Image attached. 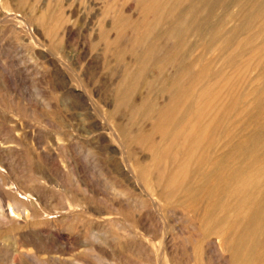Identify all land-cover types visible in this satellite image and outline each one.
<instances>
[{"label": "rangeland", "instance_id": "374dc122", "mask_svg": "<svg viewBox=\"0 0 264 264\" xmlns=\"http://www.w3.org/2000/svg\"><path fill=\"white\" fill-rule=\"evenodd\" d=\"M160 1L0 0V264H198L194 233L205 223L198 219L194 230L196 218L183 202L199 181L192 169L201 152L228 154L254 129L243 114L252 108L253 87L264 93V9L219 50L192 30L199 24L217 28L219 17L231 29L238 23L234 0H202L196 24L188 13L194 0ZM182 22L183 32L175 33ZM194 57L200 59L191 73L169 89V78ZM206 62L207 74L200 76ZM200 105L214 111L199 116ZM262 106L256 113L264 122ZM162 108L175 109L176 124L166 130L155 121ZM206 122L211 132L203 141L212 145L201 144L193 164L186 163L187 186L170 193L167 178L187 158V133ZM231 129L241 132L234 141L224 137ZM178 132V145H170ZM256 138L253 152L234 167L264 157V137ZM211 190L199 202L202 211L222 199L233 221L228 231L235 222L240 235L247 230L251 263L244 264H264V214L251 225L247 212L257 200L245 202L247 215L237 214L229 209L247 193L214 197ZM19 235L27 237L25 246ZM230 253L229 264H235Z\"/></svg>", "mask_w": 264, "mask_h": 264}, {"label": "bare ground", "instance_id": "6f19581e", "mask_svg": "<svg viewBox=\"0 0 264 264\" xmlns=\"http://www.w3.org/2000/svg\"><path fill=\"white\" fill-rule=\"evenodd\" d=\"M160 1V0H159ZM202 0H194L193 4L191 5V7L188 8V13L189 15H192V17L194 18L195 20V24L198 22L199 20V17H198V12L200 11V6H199V3L201 2ZM204 1V0H203ZM207 1V0H206ZM151 2V1H150ZM161 2V1H160ZM205 2V1H204ZM234 4L237 5L238 9L236 12L232 13L233 14V17H237L238 18V23L235 24L231 29H229L228 31L225 29L226 27H224L223 25V22H224V18H221L219 17L220 19V24L217 26V28H206V29H203L201 24L197 25V26H194V30L193 31V35L194 36H200V39L204 42L206 41H211L213 42V46H217V48L219 47V50L221 49V44L220 42L221 41H227L229 42V40L232 38V34H234V31L236 30L237 27H240L242 26L244 23L249 25V23L252 21V18H254L255 16L258 15V12H260L263 8V5H264V1L263 0H234ZM157 3V0L156 2ZM153 4V3H152ZM163 4V2H162ZM207 4V3H206ZM205 4V5H206ZM227 5V4H226ZM224 6V5H223ZM235 6V5H234ZM43 7V6H42ZM204 7V6H203ZM213 7V5H212ZM217 7V6H216ZM234 8V7H233ZM210 9V8H209ZM215 9V8H214ZM210 11V10H208ZM262 13V12H261ZM44 14V13H43ZM63 14V13H62ZM231 14V13H230ZM229 14V15H230ZM64 16V14H63ZM59 17L62 18V15L59 14L57 16V19H59ZM188 17V16H187ZM192 18V19H193ZM231 19V18H230ZM187 20V19H186ZM58 21V20H56ZM183 21V20H182ZM228 22V21H227ZM190 23V22H189ZM252 23V22H251ZM185 24V23H184ZM194 24V23H193ZM225 24V23H224ZM179 26V25H178ZM183 26V22L180 24V27H178V29L175 27L173 30L174 32H178L179 30L181 31V27ZM206 27V26H205ZM244 27V26H243ZM172 30V31H173ZM243 30V28H242ZM250 31V30H249ZM183 32V30L181 31ZM216 36H219V39L218 41H215L216 40ZM235 38V36H234ZM184 39V38H183ZM197 40V39H196ZM206 40V41H205ZM232 42V41H231ZM230 42V43H231ZM239 42V41H238ZM202 43V44H203ZM224 43V42H222ZM236 43V42H235ZM196 44V43H195ZM200 44V43H199ZM229 45V43H228ZM232 45V44H231ZM239 45V44H238ZM234 46V45H232ZM213 47V48H214ZM204 48V47H203ZM230 48V46H229ZM232 49V48H231ZM235 49V48H234ZM232 49V50H234ZM264 50V49H263ZM261 52V50H260ZM259 53V52H258ZM146 56V55H145ZM229 56V55H228ZM168 57V56H167ZM224 57V56H223ZM150 58V57H149ZM170 58L172 59L171 55H170ZM200 59V58H199ZM199 59L197 58H192V60H189L188 63H185V66L178 72L177 75L171 77V79L169 78V84L168 87L169 89H173V88H176L175 86H178V84L181 82V80H183V77H181V74H188L189 73V70H190V73H191V70H192V66H190L191 64L194 65L196 62H199ZM168 60V58H167ZM173 60V59H172ZM171 60V61H172ZM146 61V60H145ZM169 61V60H168ZM211 62V61H210ZM210 62H206L205 64L202 63V67L201 68V74L200 76H202L203 74H207V70L209 68V64ZM158 63V62H157ZM244 63V62H243ZM145 64V62H144ZM143 64V65H144ZM250 63H247V65H249ZM167 66V65H166ZM243 66H246V63L245 65ZM251 66V65H249ZM248 66V67H249ZM164 67V66H163ZM191 67V69H190ZM248 67H246L248 69ZM125 68V67H124ZM244 68V67H243ZM161 69V68H160ZM246 69V70H247ZM163 70V68L161 69ZM255 70V69H254ZM127 72V71H126ZM139 72V71H138ZM189 73V74H190ZM264 73V71L262 72ZM175 74V73H174ZM197 75V74H196ZM204 75V76H205ZM264 75V74H263ZM139 78V77H138ZM258 78V77H257ZM128 79V78H127ZM193 80H196V79H193ZM124 81V80H123ZM202 81V80H201ZM157 82V81H156ZM191 83H195V81H190ZM190 83V84H191ZM189 84V85H190ZM135 85V84H134ZM258 86V85H257ZM179 87V86H178ZM189 87V86H188ZM232 89V88H231ZM167 90V89H166ZM181 90V89H180ZM210 90V89H209ZM208 90V91H209ZM185 94V93H184ZM211 94V93H210ZM213 94V93H212ZM215 94V93H214ZM217 94V93H216ZM215 94V96H216ZM225 94V93H224ZM259 94V96L257 95ZM175 95V94H174ZM191 95V94H189ZM231 95V94H230ZM248 95H252L251 97V100L249 101L250 102V106L252 107L251 109H246L244 114H243V111L240 112V114H243L245 115L246 117V120L245 121H248L249 124H254V129L253 131L249 132V134H247L248 136L245 137L244 140L240 141V142H236L235 146L231 149H229V151L227 152L228 154H219L218 156H214V158H212L210 155H207L209 154L207 152V154L203 152H201V155H199V157L197 158V160H195L194 162H196L197 164L195 165V168H191L192 170H194V172L196 174H198V182L196 183V186L193 187V189L191 190V192H188V195L186 197V199L184 200V205L185 208L189 211L190 215L194 218H196V220L194 221V230L197 229V220L200 219L202 220L205 225H204V230L201 231L198 229V232L197 233H194L195 234V240L197 241H200V244L198 246V249H197V252H196V260H198V264H229V260L228 259V254L231 252L234 254L235 256V260H236V263L235 264H244V262H247V263H251L250 261V256H248V258H246V254L248 253V249L249 247H246V242L248 241L247 240V237H246V231L243 232L242 235H240L239 231H236V222L234 224H232V226H230V230L228 231V228H229V225L233 222L230 220V218H228L227 216V207L224 203H222V199L221 200H215V203H213L212 201V204H209L208 206H206V208L202 211L201 209V206L199 205V202L200 200L205 197V196H212L211 195V189L215 188V192H214V197H217L219 195H221L223 192L227 193V191H234L233 193H236V192H245L247 193L246 196H241L242 198V202L239 203V205H234L230 210H233V211H236L237 214H239L240 212L244 211V209H247L245 208L243 205H245V202L247 200H252L253 198L255 200H257L253 206L251 207V209L249 208L248 209V213L251 214V219L249 220L250 224L251 225H254L255 224V221L256 219L254 220L255 217H257L258 215H263L264 214V193L263 194H260L258 195V191H256L257 188H264V157L258 161V160H252L250 161L248 164H247V167H242L241 168H237V167H234L235 165H238L236 164L240 158L242 159L243 157L245 158V155L244 153L247 152V150H250L253 152V147L255 145V142H256V137H264V122L261 121V120H258V114L256 112L259 111V109L261 108V106L264 104V93H260L259 90H256V86L253 87V89L250 91V93ZM183 96V95H182ZM181 96V97H182ZM209 96V95H208ZM213 96V95H212ZM236 96V95H235ZM126 97V96H125ZM184 97V96H183ZM188 98V97H187ZM180 100H182V98H179ZM189 99V98H188ZM210 100L214 101V99L212 98H209ZM123 101H125V98L122 99ZM175 100V99H174ZM220 100V99H219ZM229 100V99H228ZM231 100V99H230ZM122 101V102H123ZM188 101V100H187ZM207 103L208 100H206ZM206 101H205V106H206ZM178 102V101H177ZM180 102V101H179ZM228 102V101H226ZM230 102V101H229ZM204 103V101H203ZM214 103V102H213ZM225 103V102H224ZM223 103V104H224ZM232 103H235V102H232ZM211 105V103H209ZM222 104V108L225 106H223ZM245 104V103H243ZM241 104V105H243ZM247 104V103H246ZM170 105V104H169ZM187 105V104H186ZM209 105V106H210ZM214 105V104H213ZM183 106V104H182ZM184 106H185V102H184ZM183 106V108H184ZM202 106L201 108L203 109V111L199 114V116L203 113L206 114V112H208V109H210V111H212V107H208L207 105V109L204 107V105H200ZM234 106L235 104H228V110L233 112L231 109L233 108L234 110ZM246 106V105H245ZM249 106V105H248ZM147 107V106H146ZM174 107V106H173ZM263 107V106H262ZM152 108V107H151ZM182 108V109H183ZM191 108V107H190ZM199 107V109H201ZM221 108V107H220ZM221 108V110H222ZM247 108V107H246ZM163 109V108H162ZM161 109V110H162ZM193 109V108H192ZM197 109V111L199 110ZM219 109V108H218ZM216 109V113H217V110ZM240 109V108H239ZM154 110V109H153ZM159 110V109H158ZM175 109H163V111H161L160 113L157 114V119L155 121H157L158 123L156 124L157 127L161 129H165L166 127H171L173 125V123H175V120H176V116L174 115V111ZM179 109H177L178 111ZM228 110L226 112H228ZM214 111V110H213ZM150 112H152L150 110ZM187 112V111H186ZM199 112V111H198ZM198 112L195 111V113L197 114ZM220 112V111H219ZM218 112V113H219ZM225 112V113H226ZM230 112V113H231ZM255 112V113H254ZM180 112L178 111L177 114H179ZM185 113V112H184ZM188 113V112H187ZM194 113V112H193ZM150 114V113H149ZM176 114V113H175ZM181 114V113H180ZM190 114V113H189ZM211 114V113H210ZM214 114V112H213ZM212 114V115H213ZM159 115V116H158ZM186 115V113H185ZM185 115H181V117L184 116L185 118ZM188 115V114H187ZM192 115V114H191ZM215 115V114H214ZM224 115V113H223ZM226 116H228V113L225 114ZM224 115V116H225ZM239 115V114H237ZM198 116V117H199ZM223 116V117H224ZM230 116V115H229ZM228 116V117H229ZM156 117V116H155ZM194 117V115H193ZM197 117V116H196ZM203 117V116H202ZM201 117V118H202ZM206 117V116H205ZM216 117V116H215ZM234 117H237L236 115ZM244 117V116H243ZM153 118V116H152ZM180 118V117H179ZM187 118V117H186ZM213 118V117H212ZM225 118V117H224ZM222 118V119H224ZM221 119V118H220ZM227 119V117H226ZM226 119L223 120L224 122H226ZM236 119V118H235ZM196 120V119H195ZM200 120V119H199ZM202 120V119H201ZM213 120V119H212ZM180 121V120H179ZM179 121H178V124H179ZM198 121V120H196ZM233 121V120H232ZM242 121V120H241ZM154 122V121H153ZM185 122H189L188 120L185 121ZM199 122V121H198ZM214 122V121H213ZM222 122V121H221ZM220 122V123H221ZM243 122V121H242ZM156 123V122H155ZM195 123V122H194ZM202 123V121L200 122ZM207 125L206 126H196L197 129H199L200 131L196 134L197 130L196 128L194 129L193 127V134L189 135V133H187V136H186V144L188 145L186 147V155H187V158H182V156L184 155H181V158L184 160L181 165V167H179L178 170H176L173 174L171 173L169 175V177L167 178V190L170 191V193L174 192L175 190L177 189H185L184 187H186L187 185L185 184V180L187 178L186 174H185V167L187 166V164L189 162H191L195 157H194V154L196 153V150L200 149L202 146L201 144L203 145L204 142H205V145L204 147H206V144H207V147L209 145H212V142L210 141V139L208 141H203L204 137H207L208 136V131L209 130V126H208V122H206ZM205 123V124H206ZM218 123H219V120H218ZM216 123V124H218ZM231 123V122H230ZM176 124V123H175ZM187 124V123H186ZM190 124V123H189ZM192 124V123H191ZM190 124V125H191ZM210 124V123H209ZM215 124V125H216ZM229 124V123H228ZM241 124V123H240ZM249 124H246V125H249ZM230 125V124H229ZM239 125V122H237V124L231 128H234V127H238ZM220 124H218V126L214 127V129H216L217 127L219 128ZM185 127V125H184ZM195 127V126H194ZM189 131H191V129ZM211 128V127H210ZM154 129V128H153ZM170 129V128H169ZM176 129V128H175ZM184 129V128H183ZM182 129V130H183ZM236 129V128H235ZM238 129V128H237ZM158 130V131H159ZM166 130V129H165ZM168 130V129H167ZM179 130V129H178ZM177 130V131H178ZM196 130V131H195ZM203 130V132H202ZM225 130V129H224ZM249 130V129H248ZM247 130V132H248ZM181 131V129H180ZM184 131V130H183ZM191 131V132H192ZM229 131V130H228ZM232 131V129H231ZM187 132V131H185ZM211 132V131H210ZM213 132V131H212ZM221 132V131H220ZM224 132V131H223ZM230 132V131H229ZM148 133V132H147ZM160 133H163L164 134V131L160 132ZM167 133V132H166ZM202 133H204V135H202ZM239 134L241 132H238ZM238 133L236 131H232L231 134L227 132V134L225 133L224 134V137H226V135L231 136L230 138L233 139L234 141V138H236L238 136ZM183 134V133H182ZM181 133H177V135H175L172 139V141L170 142V145L172 143H175L176 141L179 140V137L182 136ZM147 135V134H146ZM196 135V136H195ZM218 135V134H217ZM237 135V136H236ZM241 135V134H240ZM204 136V137H203ZM210 136V135H209ZM184 137H185V134H184ZM184 137H183V140H184ZM194 137V138H193ZM200 137H202V140H199L201 139ZM213 137V136H212ZM212 137H210L212 139ZM234 137V138H233ZM139 138V137H138ZM209 138V137H208ZM238 138V137H237ZM244 138V137H243ZM242 138V139H243ZM193 139V140H192ZM196 139V140H195ZM225 139V138H224ZM223 140H220V143L224 141ZM228 139V138H226ZM142 140L143 141H150V136L148 135V137H146L144 135V137H142ZM181 140V139H180ZM181 142L182 143H185V142ZM205 140V139H204ZM214 140V139H213ZM229 140V139H228ZM260 140V139H259ZM185 141V140H184ZM208 142V143H206ZM217 142V141H216ZM215 142V143H216ZM232 142V141H231ZM230 142V143H231ZM260 142V141H259ZM177 143V142H176ZM176 143H175V146H176ZM225 143H221L222 145L225 146ZM229 143V142H228ZM229 143V144H230ZM227 144V143H226ZM232 144V143H231ZM178 145V143H177ZM184 145V144H183ZM215 145V144H213ZM122 146V145H121ZM174 146V145H172ZM219 146V145H218ZM217 146V147H218ZM253 146V147H252ZM123 147V146H122ZM158 147V146H157ZM156 147V148H157ZM167 147V146H166ZM185 146H183L184 148ZM212 147V146H211ZM227 147V146H226ZM225 147V148H226ZM170 148L171 150L174 149V148H171L170 146L168 147ZM178 148V147H177ZM181 149V147H179ZM176 149V148H175ZM174 149V150H175ZM179 149V150H180ZM203 149V148H202ZM206 149V148H205ZM211 149V148H210ZM217 149V148H216ZM222 149V148H220ZM124 150V149H123ZM204 150V149H203ZM231 150V152H230ZM170 151V150H169ZM183 151V149H182ZM210 151V150H209ZM166 152V151H165ZM177 152L178 154V151H175V153ZM185 152V151H184ZM183 152V153H184ZM219 152V151H218ZM217 152V153H218ZM226 152V151H225ZM230 152V153H229ZM248 152V153H249ZM163 153V152H162ZM174 153V154H175ZM247 153V154H248ZM164 154V153H163ZM162 154V155H163ZM167 153H165L166 155ZM200 154V153H198ZM244 154V155H243ZM161 155V156H162ZM185 155V157H186ZM197 156V153L195 154ZM213 155V154H212ZM160 156V157H161ZM242 156V157H241ZM212 158V159H211ZM179 159V158H178ZM243 160V159H242ZM182 161V160H181ZM180 161V162H181ZM244 161V160H243ZM247 161V160H246ZM241 162V161H240ZM240 162L239 163V166H240ZM187 163V164H186ZM192 163V162H191ZM189 163V165L191 164ZM193 164V163H192ZM200 164V165H199ZM203 164H208V168H207V165L204 167L206 168L205 169H202L201 170V167L203 166ZM242 164V162H241ZM128 165V164H127ZM179 165V166H180ZM188 165V167H190ZM198 166V167H197ZM246 166V165H245ZM187 168V167H186ZM203 168V167H202ZM174 169V168H173ZM189 169V168H188ZM190 169V170H191ZM160 170V169H159ZM185 170V171H184ZM145 171V170H144ZM146 172V171H145ZM192 172V171H190ZM160 173V172H159ZM187 173V172H186ZM165 174V173H163ZM158 176V175H157ZM166 177V176H165ZM159 178H161V174L159 176ZM158 178V179H159ZM163 180H164V177H162ZM231 180H236V183L235 185H231ZM162 181V180H161ZM234 182V181H233ZM230 183V184H229ZM164 185V184H163ZM230 185V186H229ZM238 186V187H237ZM189 187V186H188ZM231 187V188H230ZM124 188V187H123ZM163 188V187H162ZM187 189V188H186ZM191 189V188H190ZM164 192H165V188L163 189ZM162 190V191H163ZM264 190V189H263ZM179 191V190H177ZM118 192H121L122 194H124L121 190ZM180 192V191H179ZM257 192V193H255ZM169 193V192H167ZM176 192H174L173 194H175ZM190 193V194H189ZM182 194V193H181ZM244 194V193H243ZM172 195V194H171ZM234 195V194H233ZM255 195H258V196H255ZM186 196V195H185ZM166 197V196H165ZM171 197V196H170ZM180 197V196H179ZM184 197V196H182ZM181 197V199H182ZM207 198V197H206ZM223 198V197H222ZM132 199V198H131ZM172 199V198H171ZM217 199V198H216ZM224 199L226 200V198L224 197ZM236 199V197L234 198ZM240 199V198H239ZM246 199V200H245ZM178 200V199H177ZM183 200V199H182ZM181 200V201H182ZM213 200V199H212ZM236 201V200H235ZM234 201V202H235ZM240 201V200H239ZM132 202V201H131ZM204 202V201H203ZM237 202V201H236ZM253 202V201H252ZM182 203V202H181ZM251 203V202H250ZM252 204V203H251ZM18 205V204H17ZM247 205V204H246ZM21 206V205H20ZM1 208V207H0ZM17 208H21L19 206H17ZM16 208V209H17ZM18 210V209H17ZM22 209H20L21 211ZM246 212V210H245ZM252 212V213H251ZM188 213V212H187ZM201 213V215L199 214ZM244 213V212H242ZM185 214V213H184ZM246 213H244L245 215ZM247 215V214H246ZM243 217V216H241ZM234 218V215L233 217ZM231 218V219H232ZM246 218V216H245ZM239 219V218H238ZM188 221V220H187ZM237 221V220H236ZM192 222V221H191ZM243 222V221H242ZM248 222V221H247ZM193 223V222H192ZM241 223V222H240ZM257 223V222H256ZM111 224V223H109ZM201 224V222H200ZM190 226V225H189ZM191 226V228L193 227ZM237 226V225H236ZM240 226V225H239ZM199 228V227H198ZM202 228V227H201ZM247 229V228H246ZM193 230V231H194ZM240 230V229H239ZM197 231V230H196ZM262 231V230H261ZM195 232V231H194ZM241 232V231H240ZM250 232V231H249ZM27 238V237H26ZM23 235H19L18 236V239L20 240L21 245L25 246L26 245V239ZM237 239L238 241H240L239 245L238 244H234V240ZM251 241V240H250ZM236 242V241H235ZM230 253V254H231ZM232 256V255H231ZM233 256V257H234ZM148 257V256H147ZM232 257V258H233ZM143 258V257H142ZM229 258H230V255H229ZM176 259V258H175ZM234 260V261H235ZM249 260V262H248ZM1 262V260H0ZM4 263V262H3ZM187 264V263H185Z\"/></svg>", "mask_w": 264, "mask_h": 264}]
</instances>
